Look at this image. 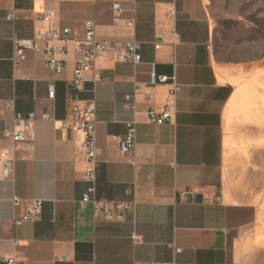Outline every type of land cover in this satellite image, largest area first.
I'll use <instances>...</instances> for the list:
<instances>
[{
	"label": "crops",
	"instance_id": "obj_1",
	"mask_svg": "<svg viewBox=\"0 0 264 264\" xmlns=\"http://www.w3.org/2000/svg\"><path fill=\"white\" fill-rule=\"evenodd\" d=\"M41 13L53 15L42 21ZM86 21L110 48L76 92ZM65 28L52 43L59 74L42 53L27 51L13 63V37ZM130 42L140 45L137 64L123 60ZM173 77L179 91L170 98ZM87 102L96 117L94 197L123 222L79 202L88 186L81 135L60 122L73 120L74 103ZM165 107L171 123L148 121L149 109ZM30 113L36 118L26 141L14 147L2 131L16 114ZM132 119L135 151L121 156L117 139ZM236 123L264 135V0H0V154L13 159L9 178L0 159V264L10 257L24 264H264V143L235 166L229 129ZM13 196L41 200L39 220L14 226L24 207H13ZM131 202L132 212L120 207Z\"/></svg>",
	"mask_w": 264,
	"mask_h": 264
},
{
	"label": "built area",
	"instance_id": "obj_2",
	"mask_svg": "<svg viewBox=\"0 0 264 264\" xmlns=\"http://www.w3.org/2000/svg\"><path fill=\"white\" fill-rule=\"evenodd\" d=\"M115 13L119 14V6L115 5ZM52 13H41L37 16L42 21H49L52 17ZM13 15L7 16V20L12 21ZM129 26L133 25L132 21L127 23ZM69 29H62L60 32H43L33 39L21 40L15 37L12 38L13 43V57L14 64L20 63L24 58V53L31 51L34 53H42L45 57V65L50 71L59 74L63 68V62L59 59L53 51L52 43H54L60 35H67ZM81 50L83 51L82 58L76 63L73 70V88L76 92L82 89L83 74L93 67L95 60L105 53L110 45L106 42L98 41L95 36L94 23L86 21L83 23V40L79 43ZM139 43L130 42L125 45V53L123 60L137 64L140 62L141 57L139 54ZM158 47V46H156ZM65 49L60 51V55L64 56ZM152 80L163 83L168 79L166 77L156 78L152 75ZM172 89L170 90L169 97L172 98L179 91V86L176 84L175 78H171ZM55 97L54 86L52 83L48 86L47 99L53 101ZM127 106L133 115L136 114L135 104L131 96L126 97ZM73 120L61 121V127L64 129H72L77 131L81 135V142L78 147V151L83 154L86 162L85 166V181L87 188L85 193L80 199L81 205L91 204L93 207V213L95 216L101 215L105 220H114L117 222H123L124 216L122 214H114L111 210L101 206L95 199L96 192V178L98 173V161H97V148L95 143V107L93 102H87L84 106H80L74 103L73 108ZM148 121L156 124L163 125L171 123L172 114L169 109L165 107L162 111L157 112L155 109H149L145 113ZM35 115L30 113L26 117L20 114H16L13 120L12 128H4L2 131V137L11 142L14 147L24 143L26 141L27 132L31 128V124L35 120ZM43 119H50L47 115L42 116ZM126 132L122 137L117 139L118 152L121 156L131 155L135 151L136 147V123L134 119L125 123ZM2 161V175L4 178H9L12 173L13 159L7 152L0 154ZM13 207L23 206L24 210L21 216L14 218L12 223L14 226H19L27 222H36L41 215L42 201L39 199L23 200L16 196L10 199ZM135 203H126L120 205L125 211L132 212ZM136 239V237H134ZM175 254H179L180 249H175ZM6 264H24L20 258L10 257L6 259ZM150 264H175L174 261L170 263H150Z\"/></svg>",
	"mask_w": 264,
	"mask_h": 264
},
{
	"label": "rangeland",
	"instance_id": "obj_3",
	"mask_svg": "<svg viewBox=\"0 0 264 264\" xmlns=\"http://www.w3.org/2000/svg\"><path fill=\"white\" fill-rule=\"evenodd\" d=\"M260 130L254 129L251 125L236 123L229 129L233 144L229 152L230 162L237 165L239 155L245 151L255 150L256 144L264 143V135ZM252 153V152H251Z\"/></svg>",
	"mask_w": 264,
	"mask_h": 264
}]
</instances>
